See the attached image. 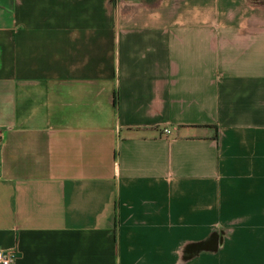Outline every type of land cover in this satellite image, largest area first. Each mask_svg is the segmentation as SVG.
<instances>
[{
  "label": "crops",
  "instance_id": "obj_1",
  "mask_svg": "<svg viewBox=\"0 0 264 264\" xmlns=\"http://www.w3.org/2000/svg\"><path fill=\"white\" fill-rule=\"evenodd\" d=\"M0 248L264 264V0H0Z\"/></svg>",
  "mask_w": 264,
  "mask_h": 264
},
{
  "label": "built area",
  "instance_id": "obj_2",
  "mask_svg": "<svg viewBox=\"0 0 264 264\" xmlns=\"http://www.w3.org/2000/svg\"><path fill=\"white\" fill-rule=\"evenodd\" d=\"M163 133L169 134L170 129L164 128ZM17 259V253L15 251H6L0 248V264H14Z\"/></svg>",
  "mask_w": 264,
  "mask_h": 264
}]
</instances>
